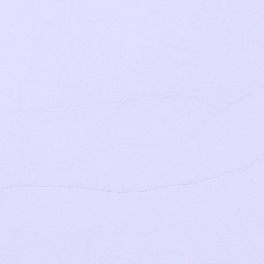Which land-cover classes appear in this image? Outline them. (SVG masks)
<instances>
[{"label": "snow or ice", "instance_id": "1", "mask_svg": "<svg viewBox=\"0 0 264 264\" xmlns=\"http://www.w3.org/2000/svg\"><path fill=\"white\" fill-rule=\"evenodd\" d=\"M0 264H264V0H0Z\"/></svg>", "mask_w": 264, "mask_h": 264}]
</instances>
